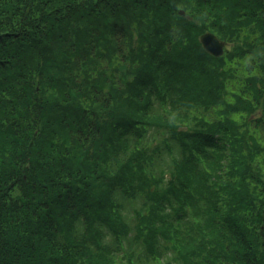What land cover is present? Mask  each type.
Returning <instances> with one entry per match:
<instances>
[{
	"label": "trees",
	"instance_id": "trees-1",
	"mask_svg": "<svg viewBox=\"0 0 264 264\" xmlns=\"http://www.w3.org/2000/svg\"><path fill=\"white\" fill-rule=\"evenodd\" d=\"M0 264H264V0H0Z\"/></svg>",
	"mask_w": 264,
	"mask_h": 264
},
{
	"label": "water",
	"instance_id": "water-1",
	"mask_svg": "<svg viewBox=\"0 0 264 264\" xmlns=\"http://www.w3.org/2000/svg\"><path fill=\"white\" fill-rule=\"evenodd\" d=\"M204 47L214 55H222L225 50V41L211 31L203 33L200 37Z\"/></svg>",
	"mask_w": 264,
	"mask_h": 264
}]
</instances>
